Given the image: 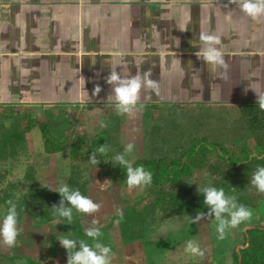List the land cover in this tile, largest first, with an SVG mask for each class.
Returning <instances> with one entry per match:
<instances>
[{"label":"crops","instance_id":"0c3cea01","mask_svg":"<svg viewBox=\"0 0 264 264\" xmlns=\"http://www.w3.org/2000/svg\"><path fill=\"white\" fill-rule=\"evenodd\" d=\"M201 35L215 36L219 43L200 41ZM192 40L198 41L197 47L192 46ZM209 48L221 53L226 67L213 68L205 57ZM149 70L151 75L146 79L155 81L158 91L142 86L133 111L118 114L116 84L106 83L110 72L122 77L139 76L143 81ZM96 86L101 88L99 93H95ZM259 96H264V15L253 19L242 11L239 2L0 0L2 126L3 119L18 112L17 131L34 121L18 145L38 154L48 153V158L42 157L43 164H38L44 173H38L37 180L80 184L86 196L101 204L99 211L85 213L78 225L47 221L17 210L20 234L12 247L0 237V264H67V251L57 238L84 240L91 245L94 241L86 235L90 228L100 229L99 241L112 249L110 264H196L190 258L180 259L176 245H164L169 234L157 229L170 224L177 236L185 229L184 222L193 220L196 213H181L176 223H169L168 215L174 208H166V218L151 230L152 225L147 224L150 216L158 209L164 211L159 205L146 212L144 224L122 226L118 210L123 214L142 211L152 198L148 187L129 188L123 180L114 182L101 159L92 164L72 157V151L80 140V151L86 152L90 140L105 136L108 150L116 155L122 152L131 164L142 159L158 160L150 156V151L166 146L154 139L155 132L163 135L169 128L189 125L170 117L161 123L163 115H170L174 109L180 115L189 109L193 112L197 105H207L209 109L234 112L240 118V110L257 104ZM102 121L106 127H101ZM47 122L59 129V138L53 140L62 148L55 153L47 147L41 132V125ZM10 126L11 122L1 134L3 130L10 133ZM129 143L134 150L125 153ZM56 158L58 162L48 164L46 171L44 160ZM80 165L92 169L81 172L77 169ZM42 176L44 179L39 178ZM202 176L210 179L207 174ZM167 184L169 188L170 182ZM138 195L140 202H136ZM254 202L253 215L258 210ZM257 217L240 224L239 237L228 249L221 248L223 240L212 236V241L210 234L208 238L204 235L210 217L194 223L202 234L201 251L205 252L198 262L235 264L234 253L249 244L244 233L255 227L264 229V218Z\"/></svg>","mask_w":264,"mask_h":264},{"label":"rangeland","instance_id":"374dc122","mask_svg":"<svg viewBox=\"0 0 264 264\" xmlns=\"http://www.w3.org/2000/svg\"><path fill=\"white\" fill-rule=\"evenodd\" d=\"M193 109H194L193 112H191L192 109H189L187 110L186 113H180V115H178V112L174 109L173 111L170 112V115L165 114L162 116L160 120L161 123L164 121H165L164 123H166V120L170 117L171 120L180 121L181 123H185L189 125L183 126V124H180L178 128L177 127H174L173 129L169 128L170 131H168V133H165L163 135H161L159 131H156L155 133L157 134H154V139H156V141L163 142L166 148L161 150H152L150 151V156L152 157L161 156L163 159H169V157L170 158L175 157L179 152L178 150L186 147L187 143L190 141L189 137H192L193 141L203 139L207 143V145L209 144L212 145L214 142H216L219 145L231 144L232 141L231 136L233 135H237L238 138L240 139L249 138V136L247 135L248 132L239 131L238 128L239 126H241L242 121L240 120L239 116L238 117L236 116L234 112L231 111L221 112V110L209 109V106L207 105L204 106L197 105L196 108ZM18 115H21V112L20 113L18 112ZM18 115L14 114L12 118L3 119L4 121L3 126H2V120L0 119V144L3 135L5 133L3 130L1 134L2 128L4 129L5 126L10 124V122H11L10 127L12 128L9 129L8 132L20 126L17 121V118H19ZM173 115H176V117L174 118ZM44 125H46L45 128L46 130L44 131H48V134L52 139L59 138L57 136L59 129L56 126V124H50L49 122H47ZM235 131H238L239 134L234 133ZM77 137L78 135H76V138ZM248 142L252 144L254 154L258 155L261 152V150L255 146L253 139H249ZM22 147H23L22 144L16 145L15 153L13 155H8V157L0 158V198H5L7 199V201L12 200L15 204H17V207L22 206L21 208H24L25 211H27V213H29L32 216H36V217L41 216L42 218H45L47 221L50 220L49 218L55 217V219H52L53 221H61L58 218L59 216L54 214V209L52 208L53 205H58L59 201L61 200L60 194L55 191L58 190V188L64 184H67L71 189L79 190V188L78 187L74 188L72 186V183H68V182L63 183V182L37 180L38 176L36 175L40 173L41 176V172L44 173L41 167L42 165L39 166L38 164H43L42 157L46 156V158H48L47 156L48 153L43 152L41 154H38L36 152L24 150ZM77 147L81 148L80 145H78ZM5 151H9V149H6ZM111 152L113 153V159L114 156H117L118 154L119 155L123 154L122 152L119 153L117 152L116 155V152L114 151ZM44 162H47V164L45 165L46 166L45 170L48 171L49 170L48 164H50L51 162L52 163L58 162V160L57 158L51 161H49V159L48 160L46 159L44 160ZM85 165H80L79 167H77V169L81 170V172H84L88 168L92 169V166L85 167ZM237 165H239V163H237ZM38 167H40V171L38 170ZM237 175H239L238 172L234 171V173L231 175L232 178L228 183V185L231 186V188L233 189V194L235 197L236 195H239L241 193H246L248 188H250V184L247 185V183L243 182V179L241 177H238ZM39 178L44 179L43 176ZM203 179H204L203 176L199 174L193 176L192 178H190V180L184 182V184L179 188V190H184V191L179 192L178 190L177 192L181 194L183 198L186 199L187 197H192L193 200L199 203L202 197L201 194L198 193L197 188L198 186L199 187L203 186V183L201 182V180ZM194 181L196 183H194ZM166 186H168V184ZM49 188L52 189L53 191L50 190ZM140 201H141V197L138 195L136 202H140ZM177 202L179 201L174 200L173 204H176ZM163 204L164 205L162 206V210H164L165 212L160 211L158 209L153 215L150 216V220L147 222L149 226L152 225L151 230L153 226L156 225L160 219L166 218V214H165L167 213L166 208H168L167 210H169L170 208L166 207V203ZM5 205L6 204H0V224H2L3 218L7 214L8 208L5 207ZM256 206L258 207V210L256 211V213H254L253 216L257 214L258 215L257 218H264V203L262 201H256ZM181 213H188V212H185L184 209L183 211L182 209H175V210L173 209V211H171L168 215V222L176 223L177 222L176 218H180ZM84 216L85 213H81L73 209V219L71 223L81 222V219ZM210 219H212L210 222V227L207 229L204 235L207 236L208 238L210 234L211 239L212 236H214L215 240H223V245L221 246V248L223 249L231 248L232 241L239 237V231L237 230L240 225L236 228H231L232 229L231 232H226L225 237L223 239H220V234L217 231L218 221L215 219L214 216L210 217ZM171 220L173 222H171ZM191 220L192 219L184 222L186 224V227L184 230H180L179 233H177L178 234L177 236H176V229L171 228L170 224H168V227L166 228L162 226H158L157 229H159V231L163 229L162 232L169 234V237L167 241L164 243V245L166 246L176 245L178 247L177 255H179L178 257L180 259L182 257H184V259L186 260L190 258L196 264H200L201 262L200 263L198 262L199 258L200 259L204 258V255L194 256L191 253L185 251V247L188 239H191L195 243L199 242L200 243L199 246L201 250L203 248L202 238H201L202 234L201 236L199 235L197 231V227L193 225L194 223H192ZM213 240L214 239H212V241ZM203 253L205 252L203 251ZM261 253L262 252H260V254ZM261 256H262L261 258H263L264 254ZM240 262H241V257H238V260L237 262H235V264H240Z\"/></svg>","mask_w":264,"mask_h":264},{"label":"trees","instance_id":"16d2710c","mask_svg":"<svg viewBox=\"0 0 264 264\" xmlns=\"http://www.w3.org/2000/svg\"><path fill=\"white\" fill-rule=\"evenodd\" d=\"M240 116L242 127L239 126L238 129L240 132H248V139H240L237 135H233L231 136V144L223 145L220 143L221 145H219L214 142L212 145L209 144V146L203 139L193 141L192 137H189L190 141L187 143L186 147L178 150L179 152L175 157L163 159L159 156L158 160L142 159L132 164L133 167L143 166L146 170L152 172V183L150 185H145L148 187V191L152 198L149 205L145 207L146 209L144 208L142 211H126L123 217L119 218L122 226L128 227L130 224L134 225L136 223L144 224L146 221V212H152L151 210L159 205H164L163 203H166V207L174 208V210L182 209L183 211L184 209L185 212L196 214L198 211L207 213L208 209L207 206L203 204L204 197L202 194V199L199 203L193 200L192 197H187L185 199L181 194H177V191L184 182L198 174H207L210 177L209 180H201L203 183L201 188L205 186H215L217 188H223L226 195L234 196L233 189L228 183L230 182V175H232L234 171H237L239 174L237 176L241 177L243 182L247 183V185L250 184V188H248L246 193L236 195L237 203L243 204L250 209L255 208L254 201L259 200L264 203V193L259 192L251 183L252 175L255 170L258 167L264 166V110H261L258 104H251L240 110ZM33 126L34 121H31L27 123L23 129H18L17 131L15 128L10 131V133L4 134L1 140L3 144H0V158L13 155L16 145L23 141L25 132L29 131ZM45 128L46 125L42 124L41 131L43 137L47 142V146L50 147L51 145L52 153H55L62 148V144L54 141L49 136L48 131H44L46 130ZM234 133L239 134L238 131ZM105 139V136H97L90 140L86 152L80 151L79 147H74L72 156L74 158L89 160L93 151L99 146L105 145ZM249 139H253L255 146L261 150L258 155L252 158H250V156L254 153V150L252 144L248 142ZM78 143L82 145L83 141L80 140ZM6 149H9V151H5ZM97 159L103 161L104 167L114 182L123 180L124 183L127 184L126 169L122 168L118 162L114 165L112 162L113 153L111 151L108 150L103 155L97 154ZM237 163H239V165H237ZM168 182H170L171 185L169 188L166 186ZM194 183L196 182L194 181ZM72 186L74 188L81 187L80 184H72ZM165 189H167V192ZM79 190L81 189L79 188ZM169 191L171 193H168ZM180 191L184 190H179V192ZM174 200L179 202L173 204ZM0 204H6L5 207H9L7 199L5 198H0ZM21 207H17V210L25 211V209ZM58 218L63 222H67L66 219ZM49 219V221H53L52 219H55V217ZM75 223L78 225L77 222ZM244 238L245 241L246 239L249 240L248 247L240 249L239 253H234L235 262H237L238 257H241L240 264L264 263V256L261 258V255L264 254V229L255 227L248 230L244 233ZM260 252L262 253L260 254Z\"/></svg>","mask_w":264,"mask_h":264},{"label":"clouds","instance_id":"9594fccd","mask_svg":"<svg viewBox=\"0 0 264 264\" xmlns=\"http://www.w3.org/2000/svg\"><path fill=\"white\" fill-rule=\"evenodd\" d=\"M231 3H240L243 12L252 17L253 19L264 15V0H230ZM200 41H207L209 43H219V38L215 36L201 35ZM193 47L198 46L197 40L190 41ZM205 57L208 61L212 62L213 68L216 65H224L221 53L215 48H209L205 52ZM151 75V70L145 73V80H141L139 76L122 77L116 72H110L106 79L108 84H116L114 88L116 109L118 114L131 113L137 106L140 98L139 93L142 86L146 85L148 88L158 91V84L151 80L146 79ZM100 86H96L95 93H99ZM261 110H264V96H259L256 102ZM141 107H143L141 105ZM101 127H106L102 121ZM134 150V145L129 143L125 147V153H131ZM108 151V146L101 145L93 151L89 157L92 164H97V154L103 155ZM114 165L118 162L122 168L126 169V183L129 188L150 185L152 183L153 174L150 170H146L143 166L133 167L132 164L125 158V155L120 154L112 160ZM251 183L261 193H264V166L258 167L252 175ZM50 189V188H49ZM52 190V189H50ZM53 191V190H52ZM198 193L204 197L203 204L207 206V213L198 211L197 215L193 218V223H198L207 217H215L218 221L217 231L220 234V239H223L228 228H236L244 221H250L253 216V210L247 208L243 204H238L235 196L226 195L223 188L215 186H205L197 188ZM55 192L59 193L61 200L58 205H53L54 214L61 218L66 219L70 225L73 219V209L81 213H95L100 210L101 204L94 202L90 197L81 193L78 189H71L67 184L58 188ZM9 205L7 214L0 224V237L3 243L9 247L16 244L17 237L20 234L18 229V211L17 205L8 200ZM120 217H123L122 210H118ZM86 235L92 238L93 244H89L84 240H74L67 237H60L57 240L61 246L67 251V264H110L112 249L104 246L99 238L102 232L98 228H90L87 230ZM185 251L192 255L203 256L200 246L192 240L187 241Z\"/></svg>","mask_w":264,"mask_h":264},{"label":"water","instance_id":"95a60500","mask_svg":"<svg viewBox=\"0 0 264 264\" xmlns=\"http://www.w3.org/2000/svg\"><path fill=\"white\" fill-rule=\"evenodd\" d=\"M256 155L254 154V153H252V155L250 156V158H252V157H255Z\"/></svg>","mask_w":264,"mask_h":264}]
</instances>
